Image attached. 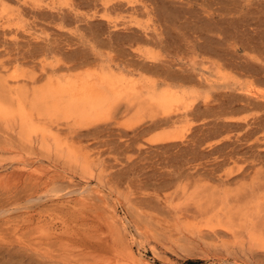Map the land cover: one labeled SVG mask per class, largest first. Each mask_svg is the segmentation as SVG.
Returning <instances> with one entry per match:
<instances>
[{
  "label": "rangeland",
  "instance_id": "374dc122",
  "mask_svg": "<svg viewBox=\"0 0 264 264\" xmlns=\"http://www.w3.org/2000/svg\"><path fill=\"white\" fill-rule=\"evenodd\" d=\"M127 1L0 0V264H264V0ZM103 72L174 100L85 126L32 108Z\"/></svg>",
  "mask_w": 264,
  "mask_h": 264
},
{
  "label": "bare ground",
  "instance_id": "6f19581e",
  "mask_svg": "<svg viewBox=\"0 0 264 264\" xmlns=\"http://www.w3.org/2000/svg\"><path fill=\"white\" fill-rule=\"evenodd\" d=\"M89 1V0H88ZM101 2L103 0H100ZM108 1V0H107ZM115 2V0H113ZM118 1V0H117ZM131 1V0H130ZM138 1V0H137ZM229 1V0H228ZM87 2V1H86ZM111 4V1H109ZM108 2V5H109ZM128 4H130L131 2H129V0L127 1ZM213 2V1H212ZM225 2V1H224ZM118 3V2H117ZM227 3V2H226ZM104 4V2H103ZM113 5V4H112ZM111 5V6H112ZM159 5V4H158ZM89 6V5H88ZM110 6V5H109ZM120 6V5H119ZM118 6V7H119ZM145 6V4H144ZM162 6V5H161ZM147 7V6H146ZM218 7V6H217ZM108 6L106 5L105 10V15L108 11ZM143 8V7H142ZM95 9V8H94ZM107 9V10H106ZM113 9V8H112ZM111 9V10H112ZM160 9V8H159ZM229 9V8H228ZM149 9H147L148 11ZM114 11V10H113ZM112 11V12H113ZM143 11V10H142ZM149 12V11H148ZM199 12V11H198ZM224 12V11H223ZM109 13V11H108ZM182 13V12H181ZM192 13V12H191ZM165 14V13H164ZM163 14V15H164ZM171 14V13H170ZM169 14V15H170ZM183 14V13H182ZM188 14V13H187ZM91 15V14H90ZM104 15V12L103 14ZM101 18H110L109 15L107 16H103ZM112 15V14H111ZM118 15V14H117ZM196 15V14H195ZM165 16V15H164ZM175 16V15H174ZM112 19V18H110ZM210 19V18H209ZM95 20V19H94ZM102 20V19H101ZM170 20V19H169ZM189 20V19H188ZM187 20V21H188ZM171 21V20H170ZM130 22V21H129ZM169 22V21H168ZM212 22V21H210ZM222 22V21H221ZM111 23V22H110ZM116 22H112V24ZM200 23V22H199ZM208 23V22H207ZM101 24V23H100ZM187 24V23H186ZM114 25V24H113ZM194 25V24H193ZM215 25V24H214ZM218 25V24H217ZM116 26V25H115ZM114 26V27H115ZM184 26V25H183ZM182 26V27H183ZM202 26V25H201ZM113 27V26H112ZM113 27V28H114ZM118 27V25H117ZM131 27V26H130ZM110 28V27H109ZM127 28V27H126ZM120 29V28H119ZM202 29V28H201ZM210 29V28H209ZM226 29V28H225ZM228 29V28H227ZM128 30V29H126ZM204 30V29H203ZM217 30V29H216ZM119 31V30H118ZM193 31V30H192ZM110 32V31H109ZM112 32V31H111ZM99 33V32H98ZM121 33V32H120ZM131 33V32H130ZM146 33V32H145ZM186 33V32H185ZM201 34V33H200ZM129 35V34H128ZM130 37V36H129ZM210 37V36H209ZM258 38V37H257ZM129 39V38H128ZM131 39V38H130ZM129 39V41H130ZM135 39V38H134ZM173 39V38H172ZM195 39V38H194ZM213 39V38H212ZM118 40V38H117ZM122 41V40H121ZM127 41V40H124ZM133 41V39H132ZM214 41V40H213ZM115 42V40H114ZM117 42V41H116ZM131 42V41H130ZM122 43V42H121ZM120 43V44H121ZM214 43V42H212ZM254 43V42H253ZM124 44V43H123ZM122 44V45H123ZM127 44V43H126ZM208 45V44H207ZM44 46V45H43ZM105 46V45H104ZM121 46V45H120ZM207 47V46H206ZM211 47V46H210ZM204 48V46H203ZM85 49V48H84ZM126 50V49H124ZM205 50V49H204ZM87 51V50H86ZM36 53V52H35ZM132 54V53H130ZM137 55V54H136ZM144 58V57H143ZM93 59V58H92ZM114 59V58H113ZM136 61V59H134ZM133 60V61H134ZM143 60V59H142ZM141 60V61H142ZM161 60V59H160ZM86 61V60H85ZM84 61V62H85ZM101 61V60H100ZM131 61L130 63H136L135 61L133 62ZM146 61V60H145ZM83 62V61H82ZM125 62V61H124ZM152 62V61H149ZM165 62V61H164ZM129 63V65H131ZM143 63V61H142ZM156 63V62H155ZM154 62L151 63L154 67V65L156 66ZM226 63V62H225ZM246 63V62H245ZM87 64V63H86ZM140 64V63H138ZM136 64V65H138ZM149 64V63H148ZM150 64V65H151ZM161 64V63H160ZM224 64V63H223ZM61 65V64H60ZM98 65V64H97ZM114 65V64H113ZM117 65V64H116ZM134 65V64H133ZM145 65V63L143 64ZM147 65V64H146ZM152 65L150 67H152ZM159 65V63H158ZM115 66V65H114ZM135 66V65H134ZM162 66V65H161ZM72 67V66H71ZM107 67V66H106ZM125 67V66H124ZM127 67L129 68V66L127 65ZM131 67V66H130ZM133 67V66H132ZM142 67V64H141ZM152 67V68H153ZM156 66V73L158 74L157 71H159V67L157 70ZM169 67V66H167ZM242 67V66H241ZM245 67V66H244ZM117 68V67H116ZM119 68V67H118ZM122 68V67H121ZM140 68V67H139ZM146 68V67H144ZM141 69V70H145V69ZM92 69V68H91ZM115 69V68H114ZM154 69V68H153ZM122 70V69H121ZM130 70V69H128ZM147 70V68H146ZM145 70V71H146ZM155 70H151L155 73ZM163 70V69H162ZM171 70V69H170ZM87 71V70H86ZM134 71V70H133ZM148 71V70H147ZM150 71V70H149ZM264 71V70H263ZM121 72V71H120ZM136 72V69H135ZM140 72V70L138 71ZM143 72V71H141ZM172 72V71H171ZM176 72V71H175ZM249 72V71H247ZM124 73V72H123ZM126 74L128 72H125ZM139 74V73H138ZM143 74V73H141ZM141 74H139L141 76ZM160 74V73H159ZM163 74V73H162ZM172 75V73H170ZM170 74L168 76H170ZM131 75V74H130ZM134 75V74H133ZM175 75V73H174ZM173 75V76H174ZM188 75V74H187ZM191 75V74H190ZM91 74L87 75V77H79L75 80L72 81H67L64 83H56V84H52L49 83L48 85H46L44 88L39 89L35 94L34 97L32 99V108H35L37 113L40 114L42 111L41 109H44L46 112L48 111V113L51 114H55V115H60L62 118L64 119H72L74 121L75 124L77 125H86L88 122H93L95 123V120L99 121L101 120L100 118L106 117L108 115V113L110 112V110L116 106L119 105L120 103H123L126 107V109L128 110H132V117H130L131 120L134 121H139L142 120L146 114H150V111H153L154 109H159V110H164L166 108L170 107V103L174 100L173 99V94L169 91H164L162 93H159L158 95H145L143 93V90H141V88H139L137 86V84L134 81H129L123 77L117 76L113 73H101L99 74L97 77H90ZM135 76V75H134ZM165 76V75H164ZM162 75V77H164ZM167 76V77H168ZM173 76L168 79L173 80ZM177 75H175V78L177 79L178 77H181L180 75H178V77H176ZM186 76V75H185ZM184 76V77H185ZM245 76V75H244ZM139 77V76H138ZM156 77V76H155ZM158 77V76H157ZM161 77V76H160ZM182 78L183 81H181L182 83L186 82L184 81L186 79ZM191 77V76H190ZM130 79V77H128ZM64 79V78H63ZM152 79V78H151ZM164 79V78H163ZM167 79V78H166ZM180 79V78H179ZM189 78L187 77V80ZM138 80V79H137ZM153 80V79H152ZM178 80V79H177ZM176 80V81H177ZM192 80V78L190 79ZM159 81V80H157ZM164 81V80H163ZM178 81V82H179ZM149 82V81H148ZM156 82V81H154ZM153 82V83H154ZM192 81H190L191 83ZM201 82V81H200ZM161 83V82H160ZM165 83V82H164ZM175 83V82H174ZM183 83V84H184ZM149 84V83H148ZM180 84V82H179ZM200 84V83H199ZM198 84V85H199ZM151 85V84H150ZM154 85V84H153ZM182 85V84H181ZM155 86V85H154ZM167 86V85H166ZM176 86V85H175ZM152 88V87H150ZM159 89L160 86L158 87ZM164 88V87H163ZM162 88V89H163ZM175 88V87H174ZM178 88V87H177ZM181 88V87H180ZM173 90V89H172ZM178 90V89H177ZM151 91V89H150ZM174 91V90H173ZM152 92L154 93L155 90H152ZM181 92V90H180ZM253 92V91H252ZM5 94V87L3 86V83L0 82V98H5L3 97V95ZM254 94V92H253ZM7 97V96H6ZM187 98V97H186ZM251 99V98H250ZM263 100V99H262ZM182 104V103H181ZM21 106L19 107V109L17 110V116L15 117V120L17 122V126L19 128V135L26 139L27 137H30L29 141H31L32 137H40L39 132H37L36 128L34 126H32L31 123V118L28 114H26V112L24 111L22 104H20ZM35 105V106H34ZM174 105V104H173ZM178 105V104H177ZM180 105V104H179ZM178 105V106H179ZM190 105V104H189ZM242 106V105H241ZM176 107V106H175ZM181 107V106H180ZM182 108V107H181ZM179 109V108H178ZM0 110L2 112H7L6 109L1 108L0 106ZM174 110V109H173ZM41 111V112H40ZM149 111V112H148ZM147 112V113H146ZM143 113L144 117H143ZM8 114V113H6ZM216 114V113H215ZM173 115V114H172ZM188 115V114H187ZM211 115V114H210ZM141 116L143 118H141ZM171 116V115H170ZM135 117V118H134ZM184 117V116H183ZM138 119V120H137ZM161 120V119H160ZM159 121H156L158 123H160ZM163 121V120H162ZM226 123V122H225ZM174 124V121L173 123ZM87 125H91L90 123H88ZM232 125V124H231ZM82 127V126H81ZM38 128V127H37ZM39 129V128H38ZM179 133H176V127L175 128H170V130L162 132L161 135H159V137H161V139H156L158 141L162 140L165 142L167 141H172L175 140L176 137H180L179 135H177ZM183 135V134H182ZM163 137V138H162ZM47 139L46 137H42V142H44V140ZM38 141V140H37ZM34 142V141H33ZM46 142V141H45ZM50 142V141H49ZM41 144V143H40ZM44 144V143H43ZM52 144V143H51ZM38 145V144H37ZM46 145V144H45ZM51 146V145H50ZM63 146V145H62ZM40 147V146H39ZM42 148V147H40ZM52 150V149H51ZM50 151V150H49ZM60 151H62L61 153L64 154V156H66V158L68 160L72 161L74 160H80V157H75L73 155V152L68 151L66 149H61ZM51 152V151H50ZM53 152V151H52ZM56 153V152H55ZM63 156V155H62ZM80 158V159H79ZM64 159V158H63ZM70 163V162H69ZM75 163V162H74ZM77 164V161H76ZM80 165V163H79ZM81 167L83 169L86 170V166L85 165H81ZM89 168V167H88ZM88 171V170H87ZM90 173V172H89ZM253 235V234H252ZM260 241V246L264 247V242L262 241V238H257L256 235V240ZM139 253V252H138ZM133 254V253H132ZM140 257V256H139ZM138 257V258H139ZM138 258L136 260H138ZM134 259V258H133ZM140 260V259H139ZM143 261V260H141ZM148 264V263H147ZM150 264V263H149Z\"/></svg>",
  "mask_w": 264,
  "mask_h": 264
}]
</instances>
